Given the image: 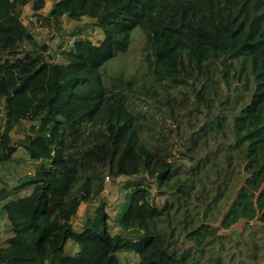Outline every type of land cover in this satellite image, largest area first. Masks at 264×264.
Masks as SVG:
<instances>
[{"label": "trees", "instance_id": "obj_1", "mask_svg": "<svg viewBox=\"0 0 264 264\" xmlns=\"http://www.w3.org/2000/svg\"><path fill=\"white\" fill-rule=\"evenodd\" d=\"M46 1L0 0V165L18 148L36 163L0 191V264H264V0H58L42 14ZM27 5L57 32L88 18L102 39L52 49ZM135 30L144 71L109 74ZM107 180L125 191L117 233Z\"/></svg>", "mask_w": 264, "mask_h": 264}, {"label": "rangeland", "instance_id": "obj_2", "mask_svg": "<svg viewBox=\"0 0 264 264\" xmlns=\"http://www.w3.org/2000/svg\"><path fill=\"white\" fill-rule=\"evenodd\" d=\"M58 0H47L42 14L47 13L52 4ZM23 22L30 29L32 34L39 40L48 43L52 49H56L59 44L70 41L69 34L81 33L84 36H90L92 41L96 43L99 39H102L101 32L93 26V23L88 18H83L80 21L62 20V28L60 32L54 31L51 28L44 26L38 18L33 14L31 6L27 5L23 13ZM133 42L130 46L129 51L126 55L121 56L113 60L108 66L109 74H117L123 72L128 75L131 73L143 72L144 71V47L146 43L145 36L140 30H135L132 34ZM70 43V42H68ZM106 81V80H105ZM22 136L13 135V140L17 141ZM180 163L189 165L187 160L184 158H178ZM36 163L29 160L27 153L22 149L18 148L15 156V161L0 165V191L7 189L11 192L22 179L35 173ZM123 181H117L116 184H112L111 181H106L105 197L107 199L106 211L108 212L111 220V230L113 233L120 231L118 224V216L121 210V206L124 201L125 191L122 188ZM31 188L25 189L21 194H29ZM4 200H0V214L1 206ZM163 200L159 201V204H163ZM95 208L94 204L82 205L77 216L74 218L73 224L76 230H80L87 218L92 214ZM219 224H213L212 227H218ZM244 223L241 222L228 230L220 229L219 234L227 236L228 238H236L243 231ZM7 239L6 225L1 219L0 215V246L5 245ZM67 251L73 253L76 248L71 243L66 247ZM121 264H136L137 255L131 253H121L119 255Z\"/></svg>", "mask_w": 264, "mask_h": 264}]
</instances>
